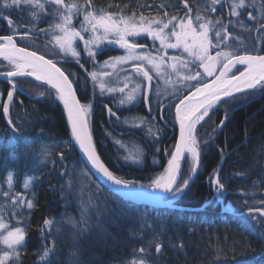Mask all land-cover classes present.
I'll return each mask as SVG.
<instances>
[{"label": "trees", "instance_id": "16d2710c", "mask_svg": "<svg viewBox=\"0 0 264 264\" xmlns=\"http://www.w3.org/2000/svg\"><path fill=\"white\" fill-rule=\"evenodd\" d=\"M203 1L92 0L91 6H88L86 0H64V5L76 3L88 10L102 9L121 15L134 13L137 18L143 14L149 20L166 21L172 15L180 17L187 14L195 24L196 14L205 13L202 10ZM43 2L45 9L38 21L32 19L28 7L11 12L14 24L19 25L18 31L22 33L35 29L34 33H37L42 28L46 31L54 28V24L59 22L58 17L50 14L54 5ZM224 4L225 2L217 4L219 10ZM82 20V14L74 16L73 25L78 27ZM220 27L217 24L210 31L214 40L215 31ZM8 31L4 23L0 25V35L9 34ZM45 34L40 36H46ZM21 43L26 44L20 41L18 45ZM139 43L145 44L142 41ZM260 47L264 49V40ZM103 49L94 59L98 63L115 57L120 52L116 47ZM80 53L81 57L85 54L82 51ZM59 65L66 70V74L70 72L68 70L72 64L69 66L62 61ZM74 87L80 102L86 104V94L75 83ZM9 90L7 81L0 79V146H8L13 137L20 138L17 141L19 144H23L24 138L34 143L28 153L20 156L18 162L9 159L7 166L5 157L8 156V149L0 147V177L13 173L16 191H23L25 180L32 177L29 185L34 193L33 208L26 211L22 218L26 223V236L20 264H41L40 254L44 248L50 244L52 246V243L57 244L54 233L45 228L44 221L47 219L51 223L64 214L66 171L75 162L83 161L73 144L65 110L59 101L38 100L24 92H17L7 119L2 105L6 102ZM213 116L216 124H219L223 113L217 112ZM8 120L12 121L11 125ZM91 124L97 151L110 170L125 179H130L132 175L138 178L132 180L142 185L150 184L154 176L164 171L168 159L165 149H171L177 138V126L173 123L162 133L157 132L153 136H146L143 131H131L133 134L130 132L116 138L120 142L116 143L113 136L122 134L121 128L107 121L104 113L98 116L95 113ZM158 126L159 114L156 118V127ZM157 137L158 144L154 142ZM65 142H70L71 146L65 148ZM207 142L201 155V167L191 183L190 191L176 200L173 206L161 208L121 200L124 204L122 210L113 215L106 214L108 220L105 219V237L90 243L84 241L83 250L77 252L79 264L120 263L154 238H158L163 251L159 264H264V223L257 222H264V217L258 212L249 216L245 207V201L253 208H260V202L264 201V92L233 109L224 127ZM47 144L57 145L55 154L46 159L37 156L40 145ZM136 146L145 151L144 162L142 165L125 163L123 157L127 156V150ZM155 147H159L160 151L156 152ZM151 156L155 158L152 160L154 163L151 162ZM42 158L45 159L44 163H40ZM59 166H62L61 169ZM214 170L226 181L227 194L224 202L232 211H223L222 205L213 199L210 177ZM106 191L111 194L107 189ZM151 226L156 227L152 230ZM99 243L103 246L98 247ZM60 246L55 251L52 264H63V258L68 256L64 244L61 243Z\"/></svg>", "mask_w": 264, "mask_h": 264}, {"label": "snow or ice", "instance_id": "6c2138e0", "mask_svg": "<svg viewBox=\"0 0 264 264\" xmlns=\"http://www.w3.org/2000/svg\"><path fill=\"white\" fill-rule=\"evenodd\" d=\"M46 2L56 6L52 8L50 14L59 18V22L54 24V30L58 32L55 36V44L59 51L56 57L49 58H46V54H40L37 49H30L24 43L18 46L16 36L19 34V25L14 24L11 18L13 10L28 7L32 19L38 21L42 18L40 14L44 12L45 4L39 3L38 0H0V19L5 20L11 30V34L0 35V60L6 62L0 64V69H4L0 71V77L6 79L11 89L6 94L8 103L2 105L4 116L9 115L14 93L24 92V85L27 82L23 78L31 77L49 86L54 91L42 90L39 91V96H54L63 105L71 126L72 140L86 158L85 162L91 165L102 181L111 186V190L131 200L146 198L159 204L173 206L178 197L190 191L191 183L201 167L202 151L208 142L206 140L202 142L199 138L198 126L211 122L214 125L212 131L215 133L224 127L235 105L246 102L257 91L264 92V49L259 46L260 40L264 39V31L261 32L257 43L251 48L244 49L243 52L239 49H231V46L227 45L226 47L230 50H222L220 46L225 38L222 37L221 32L227 26L219 19L215 23L211 20L201 22L202 17L199 12L196 14L194 24L193 19L187 14L183 17L172 15L166 21L149 20L143 14L137 18L134 13L121 15L102 9L86 10L84 6L76 3L65 5L64 10L61 11L59 6L63 5L64 0H46ZM224 2L227 3L228 0ZM218 3H221V0H210L209 7L212 12L216 11L215 5ZM86 4L91 6L92 0H86ZM185 7H188L187 4ZM245 7L246 0H231L230 15L239 16L238 10ZM80 14L83 15V20L78 27L74 26L73 18ZM165 15L168 14L165 13ZM247 15L250 20L256 21L259 25L257 31L264 29V19L257 20L250 12ZM229 23L232 22L229 21ZM217 24L221 27L215 31L216 39L213 43L209 33ZM41 31L44 30L41 29ZM142 35L152 40L155 55L152 50H149L147 44L136 41L135 38ZM20 39L21 41L34 39L33 31L30 29L20 34ZM78 41L83 44V50L90 60H94L99 53L103 52L104 49L101 46L104 44L116 45L124 50L123 55L112 57L103 64V67L111 68H115L116 65L130 66L131 71L124 77L123 87H112L108 81L102 79V77L111 76L112 73L106 71L90 73L91 80L98 84L101 96L105 93L123 94L118 100V107L138 106L142 99L148 119L138 117L139 124L151 123L159 114L157 132L162 133L169 125L178 124V138L171 149H165L168 159L164 172L154 177L148 185L122 178L110 170L97 151L91 124V117L94 114L93 103L84 104L77 99L74 89L76 81L70 79V76L76 74H66V70L58 66V59L62 54L63 57H72L81 68H84V64L81 63V53L78 51ZM156 42H159V48L155 47ZM168 49L182 50V52L168 56ZM211 49H216L214 55ZM185 53L187 58L183 56ZM151 73H155L157 77L166 74H175L177 77L179 86L173 88L167 103L160 99L159 88H154V76ZM133 76L138 79L125 93L129 83L133 82ZM104 108L109 118L120 119L117 112L108 104H104ZM219 109H223V118L219 125H215L212 116ZM9 123L12 121L9 120ZM19 139V137H13L8 146H0L7 147L8 153L10 150L18 152V158L12 159L17 162L20 156L29 150L25 145L30 143L32 146L34 143L24 138L23 144H19L17 143ZM154 142L158 144L159 138L157 137ZM116 143L120 142L116 141ZM70 146V142L64 143L65 148ZM51 151L52 148L49 145L41 147V155L45 159ZM155 151L159 152V147H155ZM185 154L189 157L187 175H184L182 171ZM144 156L143 151H137L124 156L123 160L125 163L138 165L143 163ZM8 163L7 156L5 166ZM31 179L32 177H28L25 180V188L29 187ZM210 183L218 199L226 194V181L220 178L217 170H214L213 176L210 177ZM20 203L23 204L24 201L21 200ZM260 203L262 205L260 208H253L245 201L249 216L258 212L261 217H264V201ZM27 207L33 208L31 200H28ZM69 222L75 225V221ZM49 223L47 219L44 221L45 225ZM0 229H6V225L2 222H0ZM25 236V229L22 227H15L13 230H7L6 235H0V243L10 250L0 255V264H7L10 257L18 255L17 246L24 244ZM49 251L44 252L45 257L49 255ZM156 251L160 253V244H157ZM71 255L76 257L77 253L74 251ZM72 264H79V261L73 260Z\"/></svg>", "mask_w": 264, "mask_h": 264}, {"label": "rangeland", "instance_id": "374dc122", "mask_svg": "<svg viewBox=\"0 0 264 264\" xmlns=\"http://www.w3.org/2000/svg\"><path fill=\"white\" fill-rule=\"evenodd\" d=\"M43 1L46 0H38L39 3H44ZM222 2H224V0H221V3ZM64 3L63 5L59 6L60 10L61 9L64 10V6H65ZM202 5H203L202 10L205 13L201 14L202 17L201 22H203V20H211L213 23H215L217 19H219L220 21H222L223 19L222 23L227 26L221 32L222 37L225 38L224 43H222L220 46L222 50H230L228 47H226L227 45V46H231V49H239L241 52H243L244 49L250 48L254 44H256L257 39L260 37L261 32L264 31V29L257 31L259 25L256 24V21L250 20L247 15L250 12L257 18V20L264 19V0H254V3L253 0H246V7L238 10L240 12L239 16L230 15L231 0H228V2L224 4V7L221 8L222 10L221 9L219 10L218 5H215L216 8L215 12H212L210 10L209 7L210 0H204ZM180 17H183V15H180ZM229 21H231L232 23H229ZM3 23L6 26V28L9 29L8 31L9 34H11V30L7 22L5 20L0 19L1 26ZM253 25H255V27H253ZM42 29L44 31H38L37 33H34V31H36L35 29H31L34 33V39L27 40L24 42L27 44L29 48L31 47L32 49H37L40 54H46V58L56 57V54L58 53L59 49L58 46H56L55 44V36L58 34V32L55 31L54 28H49V31H46V29L44 28ZM24 30H28V29H23V31ZM48 32L49 34L46 35L45 33ZM18 33L19 34L16 36L17 43L21 41L20 34H23L25 32L21 33L20 31H18ZM41 34H45L46 36H40ZM209 37L213 41V43H215L214 37H212L211 33H209ZM129 39L131 40L132 38L130 37ZM135 39L138 43L139 41H142L145 44H147L149 46V50H152L154 55L156 54L155 49L152 48L153 42L151 39L143 35L138 36ZM263 40L264 39L260 40L259 46H261ZM77 45L81 46L80 48L78 47V51H82L83 53H85L84 56L81 57V59H83L81 60V63L84 64V68H81L80 65L77 64L72 57L70 56L63 57L62 54L58 59V66H60L59 64H61L62 61H65L67 64H69V66H71L72 64V66L69 68L68 71H70L69 73H75L76 75L70 77L71 79H74L76 81L75 84H77L79 88L81 87L82 92L86 94V96L88 97L87 100L88 102L86 103L89 102L93 103L94 114L96 113L98 116L100 113H104V115L107 117V121L116 124L118 128L119 127L121 128L122 134L118 133L119 136L115 134L113 136L115 141L116 138L119 137L121 138L123 134L128 135L131 131H133L134 133L143 131L147 134V135L145 134L146 136H153L154 134H156L157 133L156 120L151 121V123L146 122L144 124H139V121L137 119L138 117H143L146 120L148 119V113L143 105L142 99L138 106L125 105L118 107L117 106L118 100L123 94L116 92V93H105L103 96H101L99 92L98 84L94 83L91 80L90 73L92 71H96L98 73H102L106 71L112 73V75L109 77H102L103 80L108 81L110 83V86L112 87H117V88L123 87V84L125 82L124 77L128 75L129 72L131 71L130 66L116 65L115 68L103 67L105 61L98 63V61L90 60L87 57L86 52H84L83 50V44L78 41ZM101 47L119 48V46L107 45V44H104ZM155 47L159 48V42H156ZM119 51H120L119 55L124 54L123 49L119 48ZM210 51L214 55L216 49H211ZM180 52H182V50L168 49L167 55L172 56ZM183 56L187 58L186 53L183 54ZM3 63L6 62L1 60L0 64ZM74 63L76 64L75 66ZM239 67H243V66H239ZM2 70L4 69H0V71ZM167 71L170 72V70ZM151 74L154 76V80H153L154 88L158 87L160 90V99L163 102H167V98L169 94L172 93L173 88L179 86V84L177 83V77L175 76V74H171V75L166 74L160 77H157L155 73H151ZM23 79L27 82L24 85V94H28L29 96L36 98L38 100H44V101L49 100L54 102L58 101L54 98V96L53 97L39 96V91L42 90L54 91L51 90L49 86L44 85L41 82L35 81L34 79L29 77ZM136 79L138 78L133 76V82L129 83V88L125 89V93H127L128 90L133 87ZM259 93L261 92L257 91L256 94L250 97L249 99L256 97L257 94ZM101 101H103V103H101ZM5 103H8L7 99ZM243 103L245 102H241L235 105L233 109L241 106ZM104 104H108L109 107H112L113 110L117 112L120 119L117 120L115 117L109 118L107 115V111L104 108ZM139 110L141 112H139ZM217 112L223 113V109L217 110L215 112V115ZM94 114L91 117V123L92 121H94ZM6 118L8 119V116ZM212 120L215 121V116H212ZM136 124H138L139 126H134ZM215 125H219V124L218 123L216 124L215 121ZM213 127L214 125L211 122H206L203 123L201 126H198L199 138L201 139L202 142L205 140L208 141L210 137L213 136L214 134V132L212 131ZM149 129H151V131ZM47 145H49L52 148V151L48 156L54 155L55 154L54 151L56 150L57 145L54 144H47ZM42 146L43 145H40V147L38 148L39 155L37 156L43 157L41 155ZM141 150L142 149H140V146H136L131 150H127V155L134 154L137 151H141ZM29 151L30 149L27 151V153ZM151 157H150L151 162L154 163L155 161L152 160H155V158L153 157L151 158ZM145 158L146 156H144L143 162ZM188 160L189 157L187 156L184 166L185 168L184 175L188 174ZM10 161L13 162L14 160L10 159ZM138 165H142V163ZM61 167L62 166H59L58 168L61 169ZM163 172H161L158 175H162ZM90 173L91 172H89V169L86 167V165L78 161L72 164L71 166H69L68 170L66 171V182L64 185L66 196L63 202L64 203L63 207L66 210L60 218L45 225L46 229H51V232L54 233L55 238L57 239L56 241L57 244L52 243V246L50 244L48 247L44 248V250L40 254L41 264H52V262L55 260L54 259L55 257H53L55 251L57 249L59 250V248L61 247L60 246L61 243L64 244V248L68 251V256L65 259L63 258L62 263L72 264V261L77 260L78 258L77 256L74 258L71 254H69V252L71 251L73 252L75 251L76 253L78 251L81 252L85 244L84 241L90 243L96 241L98 238L102 239L103 237H105L103 235H104V230L106 228V220H108L107 219L108 217L106 216L107 215L109 216L110 214L111 215L116 214L117 211L123 209L124 207L123 201H121L113 194L108 193L106 189L102 187L96 181L95 177ZM12 177H13V173H9L7 177H3V176L0 177V222L6 225V229H0V235H6L7 230H13L15 227L24 228L26 233L25 219L22 218L26 214V211L32 209V208L29 209L27 207L28 200H31L33 203V199H34L33 198L34 193L31 190L30 185L28 188H25L23 191H16L14 189V180ZM132 179H138V178L131 175L130 180ZM211 188H212V193L214 194L213 199H216L217 202L220 203V205H222V208L224 209L223 211H232V209H230V207L226 205V203L224 202L225 201L224 198L227 193L223 197H220L218 199L217 194L215 193L212 185ZM21 200L24 201L23 204L20 203ZM70 220L75 221V225L69 222ZM155 227L156 226H151V229L153 230ZM57 229H59V231H57ZM24 244L21 246H17L18 255L14 257H10L9 260L7 261V264L21 263L22 254L24 251L23 250ZM157 244H160L161 246V243L159 242L158 238H154V240L147 241L145 242L143 247H140L135 252H133L128 259H123L122 262L116 264H159L162 260L163 251L157 253L156 251ZM141 249H143V251H141ZM46 250H50L49 255L47 257L44 256V252ZM5 251H10V250L7 249L5 245L0 243V255H2L3 252Z\"/></svg>", "mask_w": 264, "mask_h": 264}, {"label": "water", "instance_id": "95a60500", "mask_svg": "<svg viewBox=\"0 0 264 264\" xmlns=\"http://www.w3.org/2000/svg\"><path fill=\"white\" fill-rule=\"evenodd\" d=\"M1 61V60H0ZM239 67V66H238ZM29 78H31V77H29ZM0 79H2V80H6L5 78H3V77H0ZM33 79V78H32ZM74 89H75V87H74ZM76 90V89H75ZM76 94H77V92H76ZM77 99L78 100H80L79 99V97H78V94H77ZM65 114H66V112H65ZM66 117H67V114H66ZM67 123H69V122H67ZM176 126H177V138H178V136H179V127H178V124H176ZM69 127H70V130H71V126H70V124H69ZM176 138V139H177ZM74 142V141H73ZM73 144H75V143H73ZM75 147H76V149H77V151H78V154H80V156H81V158H82V160H83V162H84V164L87 166V168L89 169V171L91 172V174H93V176L98 180V182L103 186V187H105L108 191H110L111 192V194H114L115 196H117L118 198H120V199H122V200H124V201H127V202H131V203H134V204H137V205H143L144 204V206H148V207H152V208H161V207H166V206H168V205H165V204H159V203H157V202H155V201H153V200H150V199H136V200H131V199H128V198H126V197H122L121 195H119V194H117L115 191H113V190H111V186L109 185V184H106L104 181H102L101 180V178L96 174V172H95V170H93L92 168H91V165L90 164H87L85 161H86V158L85 157H83V154L81 153V151L79 150V147L77 146V145H75ZM187 154H185V160L184 161H182V171H183V168H184V166H185V162H186V158H187ZM149 191H151L150 189H149ZM181 197V196H180ZM180 197H178L176 200H178ZM176 202V201H175ZM181 209H183V208H181Z\"/></svg>", "mask_w": 264, "mask_h": 264}, {"label": "clouds", "instance_id": "9594fccd", "mask_svg": "<svg viewBox=\"0 0 264 264\" xmlns=\"http://www.w3.org/2000/svg\"><path fill=\"white\" fill-rule=\"evenodd\" d=\"M25 147H27L28 149H31L32 146L29 143V144H26ZM42 148H43V146H42ZM18 156H19V153L18 152H15V151H12V150H10L9 153H8V158L9 159H15V158H18ZM44 162H45V159L42 158L40 160V163H44Z\"/></svg>", "mask_w": 264, "mask_h": 264}, {"label": "bare ground", "instance_id": "6f19581e", "mask_svg": "<svg viewBox=\"0 0 264 264\" xmlns=\"http://www.w3.org/2000/svg\"><path fill=\"white\" fill-rule=\"evenodd\" d=\"M98 245V247H101V246H103L102 244H97ZM109 248V247H108ZM125 256H121V258H124Z\"/></svg>", "mask_w": 264, "mask_h": 264}]
</instances>
